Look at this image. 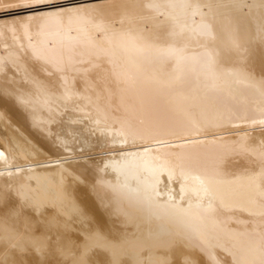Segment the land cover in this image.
Here are the masks:
<instances>
[{"label":"bare ground","instance_id":"obj_1","mask_svg":"<svg viewBox=\"0 0 264 264\" xmlns=\"http://www.w3.org/2000/svg\"><path fill=\"white\" fill-rule=\"evenodd\" d=\"M17 9L0 264H264V0Z\"/></svg>","mask_w":264,"mask_h":264},{"label":"rangeland","instance_id":"obj_2","mask_svg":"<svg viewBox=\"0 0 264 264\" xmlns=\"http://www.w3.org/2000/svg\"><path fill=\"white\" fill-rule=\"evenodd\" d=\"M18 10H19V11H18ZM4 11H5V12H4ZM4 11H2V12L0 11V13H1L0 16H4V15L6 16V15L14 14V13L16 14V13L20 12V9H17V10H15V11H14V10H10V11H9V10H4ZM6 11H7V12H6ZM12 11H13V12H12Z\"/></svg>","mask_w":264,"mask_h":264}]
</instances>
